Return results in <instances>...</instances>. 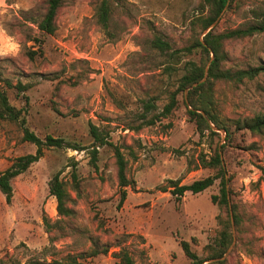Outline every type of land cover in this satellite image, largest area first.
<instances>
[{
    "label": "rangeland",
    "instance_id": "rangeland-1",
    "mask_svg": "<svg viewBox=\"0 0 264 264\" xmlns=\"http://www.w3.org/2000/svg\"><path fill=\"white\" fill-rule=\"evenodd\" d=\"M100 1L64 2L53 34L37 27L46 10L44 0L0 4V85L12 106L26 108L24 124L0 119V171L15 157L35 152L36 146L22 138L24 128L41 139L62 138L65 144L44 149L12 181L10 203L0 192V257L8 254L6 264L31 259L69 264L71 257L77 264H118L116 253L125 249L136 264H189L180 246L185 240L203 258L205 245L221 228L218 216L225 217L224 209L211 201V195L219 194V178L202 192L179 198L161 188L168 180L187 184L215 174L216 169L199 166L198 158L217 150L239 219L225 264H264V139L232 125L229 139L222 131L200 136L186 113L185 93L178 94L171 114L159 116L184 61L200 55L183 57L169 73L166 57L149 40L158 32L173 48L188 44L200 31L198 26L191 29L190 20L201 0H107V30L97 21ZM229 1L216 32L252 23V11L264 10V0ZM224 46L226 67L264 66V32L226 40ZM6 80L29 85L27 105L14 88H6ZM214 96L217 114L227 122L264 111V72L237 84L219 81ZM146 100L154 103L146 118L159 117L134 130ZM90 125L119 146L127 160L126 174L133 183L120 205L113 148L97 147L92 164ZM73 167L78 193L71 187ZM55 173L71 193L73 217L56 214L49 193ZM92 250L97 254L91 256Z\"/></svg>",
    "mask_w": 264,
    "mask_h": 264
},
{
    "label": "trees",
    "instance_id": "trees-1",
    "mask_svg": "<svg viewBox=\"0 0 264 264\" xmlns=\"http://www.w3.org/2000/svg\"><path fill=\"white\" fill-rule=\"evenodd\" d=\"M46 3V10L41 20L37 23V27L44 33L53 34L56 31L55 18L59 7L67 0H44ZM229 0H201L197 7V14L190 20V26L193 31L195 27H199V33L194 34L189 43L180 48H173L171 44L163 38V36L154 32L152 38L149 40V46L152 49L160 52L166 57L165 70L171 72L182 61L183 57L191 56L195 53L200 55L199 59L189 58L184 61L182 70L183 73L177 78L175 89L169 91L167 102L163 105L159 116L167 117L178 106V94H184L186 101V113L188 118L194 122L195 128L200 136H203L206 131L209 134H218L213 130L208 122L209 119L217 128L224 129L226 138L231 136V125L235 129H246L251 134L259 136L264 139V111H259L251 116H244L229 122L219 117L216 111V100L214 96L215 85L219 81H226L232 83H240L244 79H253L260 73L264 72L263 65L249 66L233 70L225 66L227 61V51L225 49V41L229 39H241L256 33L264 32V10H253L254 20L243 27H236L225 29L216 32L214 27L209 29L200 38L198 34L206 30L211 23H213L218 16L224 12L229 6ZM97 21L105 30L108 28L110 8L107 0H101L96 7ZM203 41V42H202ZM30 57L32 54L28 53ZM212 54V55H211ZM208 65L207 76L204 82L192 86L193 83L198 82L204 74V68ZM6 88H14L17 94H21L25 105L28 104V97L24 94L29 88L28 84L17 82L12 84L10 81H5ZM143 112L139 114L141 122L132 129L138 130L143 125H151L159 116L146 118V113L154 108V103L150 100L143 101ZM198 110H202L203 116ZM26 108H15L8 100L5 88L0 85V119H7L12 122L20 124L25 123L24 114ZM90 133L93 137V147L90 149V162L96 165L97 161V147L102 145H109L113 148L115 163L117 167V181L120 188L119 205L126 198V188L133 182L127 177V160L124 157L120 147L106 140V135L99 132L96 126L90 125ZM23 140L29 141L36 146L34 153H28L15 157L11 163L2 171H0V192L4 195L6 203H10L13 196L12 181L20 174L24 173L33 163L38 161L43 156V151L49 147L60 148L63 147L64 141L62 138L52 137L47 135L44 139L38 137L33 131L28 128L23 130ZM73 150H82L78 146H67ZM224 146L222 145V148ZM223 161V163H222ZM198 165L216 169V173L208 175L203 178L195 179L187 184H179L176 180H168L169 185L162 187V191L170 189V192L179 198L185 192L193 194L202 192L210 187L216 179L219 178V194L211 195L212 203H216L224 209L225 217L218 216V222L221 225L220 230L213 237L212 241L205 245L206 256L199 257L190 248L189 242L185 240L180 241V246L185 256L190 260L189 264H203L207 259L221 256L228 248L232 240L231 221L228 211V198H230V189L228 188L229 179L226 178L225 164L220 151L215 150L209 158L204 155L199 156ZM72 190L76 193L79 191V180L75 167L71 170ZM49 193L55 198V210L58 217H73L76 212L72 207L73 198L70 191L67 189L65 183L59 177V173H55L49 180ZM233 211V222L238 225L239 219L235 213V204L231 202ZM48 229V228H47ZM107 251L106 249L104 250ZM97 251L92 250L91 256L96 255ZM9 257L7 253L0 257V264H6L5 258ZM118 264H136L132 256L125 249H120L116 253ZM226 259L216 262H209L206 264H225ZM19 264V263H17ZM24 264H64L61 260H28ZM69 264H77L76 258L71 257Z\"/></svg>",
    "mask_w": 264,
    "mask_h": 264
},
{
    "label": "water",
    "instance_id": "water-1",
    "mask_svg": "<svg viewBox=\"0 0 264 264\" xmlns=\"http://www.w3.org/2000/svg\"><path fill=\"white\" fill-rule=\"evenodd\" d=\"M222 13L218 16V18L213 23L210 24V26L205 30V32H207L209 29H211V28H213L215 26V24L220 19V16L222 15ZM205 32L203 33V35L205 34ZM208 65H209V62L207 63V65L204 68L203 77L198 82L193 83L192 86H196L197 84L205 81L206 76H207V71H208ZM198 112H200L201 114H203V116L206 117V115L204 114V112L202 110H198ZM207 120H208V122H209V124H210V126H211V128L213 130H215V131H222V132L225 133L224 129L217 128L215 125L212 124V122L209 119H207ZM222 163H223V161H222ZM227 198H228V211H229L230 221H231V227H232V241H231L230 245L228 246V248L225 250V252L221 256L209 258L203 264H206V263H209V262H216V261L224 260L226 258V256H227V254L231 251V249H232V247L234 245L235 236H234L233 211H232V207H231V202H230L229 195L227 196Z\"/></svg>",
    "mask_w": 264,
    "mask_h": 264
},
{
    "label": "clouds",
    "instance_id": "clouds-1",
    "mask_svg": "<svg viewBox=\"0 0 264 264\" xmlns=\"http://www.w3.org/2000/svg\"><path fill=\"white\" fill-rule=\"evenodd\" d=\"M3 3V0H0V4H2Z\"/></svg>",
    "mask_w": 264,
    "mask_h": 264
}]
</instances>
